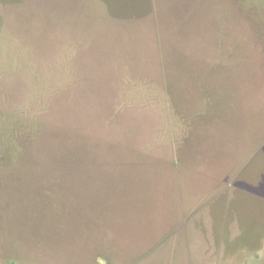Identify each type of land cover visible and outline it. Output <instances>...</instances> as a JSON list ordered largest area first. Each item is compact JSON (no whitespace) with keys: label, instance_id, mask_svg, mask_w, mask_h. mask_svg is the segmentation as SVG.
Wrapping results in <instances>:
<instances>
[{"label":"rangeland","instance_id":"rangeland-1","mask_svg":"<svg viewBox=\"0 0 264 264\" xmlns=\"http://www.w3.org/2000/svg\"><path fill=\"white\" fill-rule=\"evenodd\" d=\"M0 264H264V0H0Z\"/></svg>","mask_w":264,"mask_h":264}]
</instances>
